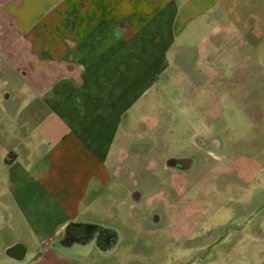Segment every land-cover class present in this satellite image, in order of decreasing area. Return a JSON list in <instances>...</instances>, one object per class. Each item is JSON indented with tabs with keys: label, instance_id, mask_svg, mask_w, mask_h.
<instances>
[{
	"label": "crops",
	"instance_id": "obj_1",
	"mask_svg": "<svg viewBox=\"0 0 264 264\" xmlns=\"http://www.w3.org/2000/svg\"><path fill=\"white\" fill-rule=\"evenodd\" d=\"M189 2L0 0V90L6 104L12 105V92L4 89L9 73L24 83L2 120L9 139L27 149L20 154L13 147L0 158V220L16 240L10 222L18 214L37 237L32 261L21 243L28 264H59L38 236L54 237L67 221L95 215L97 205L107 210L98 196L112 184L121 119L136 101L130 96L123 103L120 93L135 92L130 84L124 89L129 72L144 58L155 59V46L183 21Z\"/></svg>",
	"mask_w": 264,
	"mask_h": 264
},
{
	"label": "rangeland",
	"instance_id": "obj_2",
	"mask_svg": "<svg viewBox=\"0 0 264 264\" xmlns=\"http://www.w3.org/2000/svg\"><path fill=\"white\" fill-rule=\"evenodd\" d=\"M189 1L182 13L183 21L180 19L174 28L170 26L169 44L165 41L155 46V59L144 58L138 62L139 67L129 72L124 89L130 84L135 92L126 97L121 92L119 99L123 103L130 96L136 100L127 110L132 125L143 116L149 122L164 123L169 130L168 153L188 154V139L194 132L213 131L232 154V164L246 177L245 191H235L228 203H232L233 211L240 212L241 204L247 209L243 210L244 215H240L243 211L234 214L237 224L255 207L263 204V209L242 231H231L200 260L196 258L206 252L205 246L215 236L175 235L162 228L153 232L139 230L134 220L122 216L127 213L119 202L123 187L112 182L104 188L106 196L101 199L107 210L102 213L97 205L95 215L80 217L82 221L112 228L121 237L117 250L108 256L97 255L95 264H186L194 259L191 264H264V0ZM206 5L211 7L205 9ZM191 17L194 20L188 22ZM182 24L187 25L181 31ZM3 68L8 69L6 63ZM9 74L8 88L4 89L12 92L10 104L14 105L24 83H13L15 74ZM2 79L0 74V89ZM4 91L0 90V158L13 147L20 154L27 150L11 141L5 131L4 108L13 106L5 103ZM4 162L5 159L0 163ZM4 174L5 168L0 165V178ZM144 208L138 207L136 216L149 207ZM14 216L10 227L16 240L29 249V260H33L36 256L32 253L39 251L38 239L20 215ZM226 216L224 209L206 215L211 222ZM7 230V224L0 220V232ZM70 261L77 264L73 258ZM0 264L17 263L1 259Z\"/></svg>",
	"mask_w": 264,
	"mask_h": 264
},
{
	"label": "flooded vegetation",
	"instance_id": "obj_3",
	"mask_svg": "<svg viewBox=\"0 0 264 264\" xmlns=\"http://www.w3.org/2000/svg\"><path fill=\"white\" fill-rule=\"evenodd\" d=\"M12 81L18 83L20 78L14 76ZM130 116L126 111L121 119L123 140L113 157L112 182L123 187L119 202L127 213L122 216L134 220L139 230L153 232L162 228L175 235L215 236L205 246L206 252L196 258L203 260L211 248L231 231H242L263 209V204L255 207L237 224L234 214L247 209L241 204L240 212L233 211L232 203H228L235 191H245L246 177L232 164V154L213 131L194 132L188 139L190 153L171 154L166 148L169 130L163 122L152 123L143 116L134 126ZM104 196L103 191L97 201L103 202ZM140 206L149 208L136 216L135 210ZM222 209L227 212L226 218L212 222L207 219L208 212ZM38 237L48 242L51 253L60 259L59 264H73L70 258L77 264H95L97 255H110L121 241L116 230L82 220L67 221L52 238ZM1 259L28 264L26 247L15 240L10 230L0 232Z\"/></svg>",
	"mask_w": 264,
	"mask_h": 264
},
{
	"label": "water",
	"instance_id": "obj_4",
	"mask_svg": "<svg viewBox=\"0 0 264 264\" xmlns=\"http://www.w3.org/2000/svg\"><path fill=\"white\" fill-rule=\"evenodd\" d=\"M6 99H8V97H6ZM219 241H220V240H218V241L216 242V244L219 243Z\"/></svg>",
	"mask_w": 264,
	"mask_h": 264
}]
</instances>
